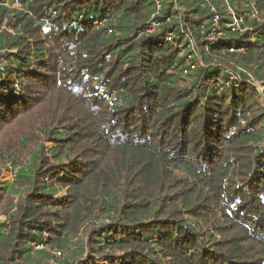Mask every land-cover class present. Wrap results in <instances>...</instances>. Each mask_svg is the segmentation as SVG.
I'll return each mask as SVG.
<instances>
[{
  "label": "trees",
  "instance_id": "16d2710c",
  "mask_svg": "<svg viewBox=\"0 0 264 264\" xmlns=\"http://www.w3.org/2000/svg\"><path fill=\"white\" fill-rule=\"evenodd\" d=\"M207 1L0 0V264H264V0Z\"/></svg>",
  "mask_w": 264,
  "mask_h": 264
},
{
  "label": "rangeland",
  "instance_id": "374dc122",
  "mask_svg": "<svg viewBox=\"0 0 264 264\" xmlns=\"http://www.w3.org/2000/svg\"><path fill=\"white\" fill-rule=\"evenodd\" d=\"M258 90L260 91V93L264 92V88L261 85L258 86ZM4 139L6 143L11 144L8 152H10V149L18 150L20 154V158L25 159L24 163H26L28 161V158H26V154L24 150H21L19 147L15 146L13 141L10 142V140H8V137H5ZM6 143H0V147H6ZM13 180H14V171L10 167L9 163H6L5 165L0 166V182L1 183H11ZM55 261L58 262L60 260L55 259Z\"/></svg>",
  "mask_w": 264,
  "mask_h": 264
},
{
  "label": "built area",
  "instance_id": "2783aa9c",
  "mask_svg": "<svg viewBox=\"0 0 264 264\" xmlns=\"http://www.w3.org/2000/svg\"><path fill=\"white\" fill-rule=\"evenodd\" d=\"M204 1L206 2V4H209V2H208L207 0H204ZM211 23L214 24V25H216V24H217V17H215V18L211 21ZM168 41H171V37H170V36L168 37ZM190 69L193 70L194 67L191 66ZM52 254H53L54 256H56V258H58V259L61 257V252H59V251H56V252H54V253H52Z\"/></svg>",
  "mask_w": 264,
  "mask_h": 264
}]
</instances>
